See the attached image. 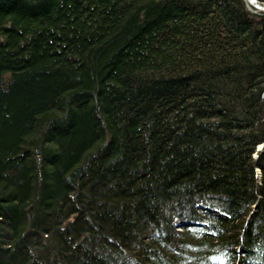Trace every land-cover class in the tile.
I'll return each mask as SVG.
<instances>
[{"label": "trees", "instance_id": "obj_1", "mask_svg": "<svg viewBox=\"0 0 264 264\" xmlns=\"http://www.w3.org/2000/svg\"><path fill=\"white\" fill-rule=\"evenodd\" d=\"M0 264H264V11L0 0Z\"/></svg>", "mask_w": 264, "mask_h": 264}, {"label": "water", "instance_id": "obj_2", "mask_svg": "<svg viewBox=\"0 0 264 264\" xmlns=\"http://www.w3.org/2000/svg\"><path fill=\"white\" fill-rule=\"evenodd\" d=\"M243 4L251 11H264V2L258 0H242Z\"/></svg>", "mask_w": 264, "mask_h": 264}, {"label": "bare ground", "instance_id": "obj_3", "mask_svg": "<svg viewBox=\"0 0 264 264\" xmlns=\"http://www.w3.org/2000/svg\"><path fill=\"white\" fill-rule=\"evenodd\" d=\"M260 146V145H259Z\"/></svg>", "mask_w": 264, "mask_h": 264}]
</instances>
